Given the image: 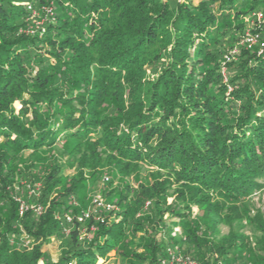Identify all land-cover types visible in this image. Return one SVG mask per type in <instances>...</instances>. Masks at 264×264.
<instances>
[{"label":"trees","instance_id":"obj_1","mask_svg":"<svg viewBox=\"0 0 264 264\" xmlns=\"http://www.w3.org/2000/svg\"><path fill=\"white\" fill-rule=\"evenodd\" d=\"M262 181L263 0H0V264H264L258 219L257 249L218 230Z\"/></svg>","mask_w":264,"mask_h":264},{"label":"rangeland","instance_id":"obj_2","mask_svg":"<svg viewBox=\"0 0 264 264\" xmlns=\"http://www.w3.org/2000/svg\"><path fill=\"white\" fill-rule=\"evenodd\" d=\"M264 1V0H263ZM262 18V17H261ZM260 18V19H261ZM230 53L234 55L233 58H235V51L234 49L230 50ZM18 107V105H16ZM63 163V168H62V174L67 175V176H72L74 173L77 171L75 167H70L66 162L64 161V158L61 160ZM155 171L153 168H150L142 163H139L137 165V172L135 173H130L127 176V181L130 184V191L127 193L128 199H134L140 196V187H139V182L140 180H149L150 181V174ZM83 177L87 178L88 173L84 172ZM104 179V178H103ZM119 181L118 179L113 180V184L109 186L108 183H106V180H96L93 184L89 185V198H94L95 196L99 197V204H97L98 207L103 206L104 200L103 196L101 195L102 192L104 191H111L113 189H118ZM262 187L255 192L252 196H250L248 199L245 201V209L246 210V215L248 218H240L238 220H232L230 225H225V224H219L218 230H219V236L222 235H227L232 232L236 233H241L246 237V240L255 248L257 247L258 240L260 237L263 235L260 227L257 225L258 222H262L264 224V181H262ZM167 194L169 195L167 197V202L171 203L173 201V197L170 195L171 190H166ZM102 196V197H101ZM148 203H146L147 205ZM88 207L90 208L91 211L94 212V214H87L83 216L84 219H91L97 221V208H95V204H91V200L89 201ZM192 213L195 215L197 213V209L195 207H192ZM115 216V215H113ZM120 218V217H116ZM256 219H258L257 223H255ZM173 233L177 238L180 237V231L178 228L173 226ZM92 229V228H91ZM80 233H82V236H85V231L86 229H81L79 228ZM140 232L137 233L135 238H133V243H132V251L135 253H141L143 251V248L139 245V238ZM28 239V238H27ZM43 250H46L50 255L53 261H56L58 257L60 256V249L62 247V243L60 242L59 239H56L54 237L50 238L47 240L43 245ZM257 249V248H256ZM130 260V258H125L122 257L121 255L115 254L113 251L109 252V258L108 260H102L99 259L97 264H129L127 260ZM180 263V262H179ZM38 264H42L41 261L38 262Z\"/></svg>","mask_w":264,"mask_h":264},{"label":"built area","instance_id":"obj_3","mask_svg":"<svg viewBox=\"0 0 264 264\" xmlns=\"http://www.w3.org/2000/svg\"><path fill=\"white\" fill-rule=\"evenodd\" d=\"M257 17H258V19H260L262 17V14L261 13H258V16ZM255 40H256V36L249 37L248 38V42H250V43H254ZM93 202L96 203V204H99V202H100L99 201V197L98 196H95L94 199H93ZM26 208L27 207L23 203H21V205H20V213H22L24 210H26ZM86 214L88 216V213L87 212L84 213V215H86ZM170 255H171V259L169 260V264H176L178 262H181L182 264H195V263L189 261L188 258H177V257L176 258L175 257L173 258L172 253H170Z\"/></svg>","mask_w":264,"mask_h":264}]
</instances>
